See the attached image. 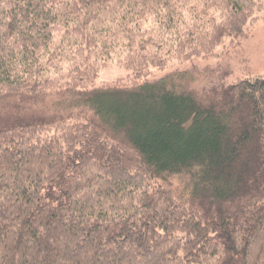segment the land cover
<instances>
[{"label": "trees", "instance_id": "obj_1", "mask_svg": "<svg viewBox=\"0 0 264 264\" xmlns=\"http://www.w3.org/2000/svg\"><path fill=\"white\" fill-rule=\"evenodd\" d=\"M263 19L264 0H0V264H264V75L149 81Z\"/></svg>", "mask_w": 264, "mask_h": 264}, {"label": "rangeland", "instance_id": "obj_2", "mask_svg": "<svg viewBox=\"0 0 264 264\" xmlns=\"http://www.w3.org/2000/svg\"><path fill=\"white\" fill-rule=\"evenodd\" d=\"M181 73L188 76L191 88L211 85L233 84L238 79L264 75V19L252 29L248 38L232 47L219 59H195L179 63L176 61L160 71L156 67L149 76V81H155L167 75ZM128 72L118 66H111L99 73L98 84L125 81Z\"/></svg>", "mask_w": 264, "mask_h": 264}]
</instances>
